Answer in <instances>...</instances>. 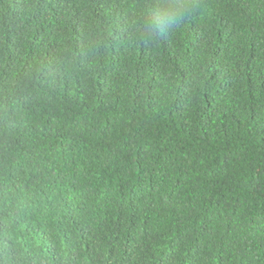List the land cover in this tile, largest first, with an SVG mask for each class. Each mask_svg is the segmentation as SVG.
Instances as JSON below:
<instances>
[{
  "label": "trees",
  "instance_id": "1",
  "mask_svg": "<svg viewBox=\"0 0 264 264\" xmlns=\"http://www.w3.org/2000/svg\"><path fill=\"white\" fill-rule=\"evenodd\" d=\"M0 264H264V0H0Z\"/></svg>",
  "mask_w": 264,
  "mask_h": 264
}]
</instances>
